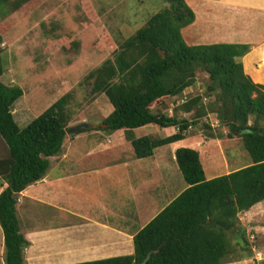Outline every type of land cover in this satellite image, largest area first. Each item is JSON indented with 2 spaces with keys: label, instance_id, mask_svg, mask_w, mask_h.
I'll return each instance as SVG.
<instances>
[{
  "label": "trees",
  "instance_id": "trees-1",
  "mask_svg": "<svg viewBox=\"0 0 264 264\" xmlns=\"http://www.w3.org/2000/svg\"><path fill=\"white\" fill-rule=\"evenodd\" d=\"M37 1L41 0H14L13 11L35 6ZM165 2L167 6L118 47L113 46L107 34L97 42L99 49L105 43L112 47L111 57L93 68L85 79L93 80V94H105L113 106L98 129H124L125 147L136 158L151 156L156 148L186 139L187 130L209 113L203 105V95L190 98L175 110L194 112V119L155 110L169 105L171 98L193 86L195 73L200 71L209 81L204 94L218 93L216 102L209 103L217 106L218 123L228 127V137L243 140L251 163L206 179L200 152L178 148L175 158L187 186L136 232L134 252L72 264H141L148 253L146 264H221L252 256L239 213L264 200V85L254 83L243 70L240 58L249 51V44L189 46L181 30L194 22V12L186 0ZM81 5L86 17L97 16L91 0H81ZM11 25L2 21L0 27L5 30ZM22 96L19 86L0 81V138L8 150L6 156L0 157V226L5 264H25L24 253L30 244L20 231L15 194L48 171L49 157L62 150L71 119V96L65 94L20 128L12 112ZM150 125L176 131L165 138L135 137V129ZM87 131L90 129L79 133Z\"/></svg>",
  "mask_w": 264,
  "mask_h": 264
},
{
  "label": "crops",
  "instance_id": "crops-1",
  "mask_svg": "<svg viewBox=\"0 0 264 264\" xmlns=\"http://www.w3.org/2000/svg\"><path fill=\"white\" fill-rule=\"evenodd\" d=\"M186 3L195 19L181 30L185 43L249 44V51L240 58L243 70L254 83L264 85V0H186ZM14 105L13 116L18 104ZM146 127L140 128L143 129L140 133L135 129V137L165 138L176 131L153 126L149 133L144 130ZM82 133L87 138L93 137L90 146L76 145L81 133L67 134L62 150L49 157L50 166L44 176L16 197V214L18 209L23 212L22 223L18 220L20 231L30 242L24 253L25 264H72L132 254L136 232L187 186L175 151L185 141L188 148L202 151L208 148L199 147L198 141L187 137L156 148L151 156L136 158L125 147L124 129L105 132L95 128ZM160 133L164 136L159 137ZM250 163L251 159L243 165ZM228 171L227 168L224 173ZM211 177L214 176L205 178ZM65 198L71 200V206H63ZM262 207L264 200L243 211L248 213ZM112 215L117 223L109 219ZM3 254L4 237L0 230V264H5ZM249 258L221 264H249Z\"/></svg>",
  "mask_w": 264,
  "mask_h": 264
},
{
  "label": "rangeland",
  "instance_id": "rangeland-1",
  "mask_svg": "<svg viewBox=\"0 0 264 264\" xmlns=\"http://www.w3.org/2000/svg\"><path fill=\"white\" fill-rule=\"evenodd\" d=\"M13 1L0 2V24L2 21L12 24L9 29L0 27V81L4 85L19 86L23 91V96L15 103L18 104L14 114L16 123L20 128L26 127L61 96L70 94L68 109L71 119L68 126L71 128L87 123L91 131L98 129L103 118L113 109L105 94L91 92L93 80L85 79L93 68L105 58L111 57L112 47L105 43L104 48L99 49L97 42L107 34L113 46L118 47L124 39L132 37L151 16L167 6L165 0H91L97 14L93 19L85 16L81 0H41L35 6H22L19 12L13 11ZM60 40H63L62 44H59ZM195 77L196 83L193 86L171 98L169 105L155 112L194 119V112L186 114L175 110L190 98L203 95V105L209 113L187 130V136L192 141H198L199 147H208L204 151L197 149L201 152L206 176H217L227 168L231 170L249 163L250 156L244 148L243 140L239 136L228 137V127L218 123L217 106L209 104L216 102L218 93L210 96L204 94L208 77L200 71H196ZM154 128L148 126L144 130L152 133ZM139 129L137 132L140 133L143 129ZM80 135V139L75 141L80 148H83V144L90 146L93 143V137L87 138L85 133ZM158 135L164 136V133ZM182 145L186 147L188 143L185 141ZM205 151H208L206 158V154L202 155ZM7 153V147L0 138V157ZM70 204L71 200L65 198L63 206ZM64 210L69 208L64 207ZM64 214L66 221L67 214ZM17 216L22 223L21 209H18ZM111 217L109 219L112 223L118 222L113 215ZM239 221L245 228L246 239L252 249L248 263L262 264L264 207L248 213L241 211Z\"/></svg>",
  "mask_w": 264,
  "mask_h": 264
},
{
  "label": "water",
  "instance_id": "water-1",
  "mask_svg": "<svg viewBox=\"0 0 264 264\" xmlns=\"http://www.w3.org/2000/svg\"><path fill=\"white\" fill-rule=\"evenodd\" d=\"M91 126L88 125L87 123H82V124H79L77 126H74V127H71L67 130V134H77L83 130H88L90 129ZM150 256V253H148L147 257L142 261L141 264H146L147 262V259L149 258Z\"/></svg>",
  "mask_w": 264,
  "mask_h": 264
}]
</instances>
